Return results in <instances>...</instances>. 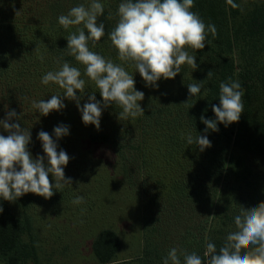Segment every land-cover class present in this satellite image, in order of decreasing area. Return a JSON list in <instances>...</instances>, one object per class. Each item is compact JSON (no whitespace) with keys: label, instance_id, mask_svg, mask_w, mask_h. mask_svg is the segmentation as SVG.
Returning a JSON list of instances; mask_svg holds the SVG:
<instances>
[{"label":"rangeland","instance_id":"374dc122","mask_svg":"<svg viewBox=\"0 0 264 264\" xmlns=\"http://www.w3.org/2000/svg\"><path fill=\"white\" fill-rule=\"evenodd\" d=\"M54 1L0 0V120L5 119L8 111L15 110L19 121L13 118L10 122H19L21 127L32 129L34 146L29 151L33 158L44 155L41 141L37 139L41 130L53 135L55 126H69V134L57 141V150L63 149L70 157L64 171L72 184L56 191L49 199L27 193L15 202L6 201L16 218L30 219L22 243L35 248L36 254L19 264H98L93 242L107 229L116 232L121 239L120 251L111 264H162L173 247L189 253L202 249L210 229L221 216L233 212L236 207L238 200L234 201V194L239 186H226L222 180L218 183L215 176L210 180L199 177L187 163L171 166L166 145L158 142L164 138H156L164 130L158 129L155 123L164 122L163 127L175 117L181 118L184 102L197 104L202 101L207 74L216 66L212 64L216 54L186 49L195 55L198 68L193 70L187 64L182 65V71L175 78H161L157 81L158 87H150L134 67L119 61L110 41L104 44L98 41L94 48L90 42L91 51L122 64L133 74L135 89L144 93V99L138 102L144 115L126 120L119 118L122 109L113 104L102 110L97 129L82 122L74 101L64 99L66 107L63 110L42 116L32 107V101H47L64 91L54 83H41V77L48 71L58 70L59 58H62L61 63L67 61L79 68L81 78L86 81L81 106L91 94L103 103L94 82L83 75L84 66L74 57H65L66 53L56 55L53 52L56 41L60 45L67 44L68 35L83 27L72 26L65 30L59 25L58 17L77 5L87 7L91 0H83L80 4L75 0H59L55 11V7L50 6ZM219 1L213 4L217 6ZM236 1L239 7L233 25L237 36L232 51L224 55L234 61L239 80L257 87L250 98V111L264 122V35L249 38L244 33L248 13L254 8L264 10V0ZM100 2L108 12L104 22L109 32L117 23L121 0ZM100 22H103L102 16L98 18ZM46 28H52L53 33ZM200 81L203 82L201 93L189 100L187 85ZM9 90L14 93L10 99ZM141 130L148 132L143 138H146L149 153L145 148L141 152L130 149V142L140 138ZM165 132L170 133L168 129ZM0 134L7 135L2 127ZM92 135H108L110 139L106 143H94ZM49 180L55 183L51 174ZM252 182L242 189L252 188L250 193L263 201L264 184ZM76 196H83L86 202L74 205L72 200ZM0 264L7 262L0 259Z\"/></svg>","mask_w":264,"mask_h":264},{"label":"clouds","instance_id":"9594fccd","mask_svg":"<svg viewBox=\"0 0 264 264\" xmlns=\"http://www.w3.org/2000/svg\"><path fill=\"white\" fill-rule=\"evenodd\" d=\"M226 3L233 9L239 7L234 0H226ZM193 7L194 0H121L119 3L116 13L118 20L107 33L108 39L117 50L119 61L134 67L146 86L158 87L157 81L161 78H175L182 71V65L187 64L193 70L198 68L195 55L189 54L186 49L203 50L206 43H211L207 41L208 34L215 38L217 29L212 23L206 25L199 13L191 10ZM104 10L100 0H91L87 7L77 5L58 17L59 25L65 30L72 26H83L66 38L68 54L84 66L83 75L94 82L103 103L96 99L95 94H91L81 106L86 81L81 78L79 68L67 61L61 63L62 58H59L58 70L48 71L41 77V83H54L64 91L63 94L52 95L47 101H32V107L42 116L63 110L66 107L64 99L74 101L82 122L97 129L100 127L102 110L113 104L122 109L119 118L126 120L144 115L138 103L144 99V93L135 89L133 74L122 64L114 63L89 48L90 42L94 48L105 36V24L98 23ZM40 59L43 61V56ZM211 76L212 71H209L207 79ZM187 88L190 100L201 93L203 82L190 83ZM245 94L246 90L239 81L231 78L222 81L219 85V105H212L215 119H206L201 115L200 121L206 125L204 134L193 136L188 133L187 145L195 144L201 152L211 147L207 133L209 130L219 131L218 124L227 127L239 121L244 111L242 98ZM13 118L19 121L15 110H10L5 119L0 120V127L7 133L6 136L0 134V198L15 202L23 195L33 193L49 199L56 191L70 186L72 179L66 178L64 171L70 157L63 149L57 150V141L69 134V126H55V139L41 130L37 139L41 141L44 155L33 158L28 148L31 143L30 130L21 127L19 122H10ZM49 174L54 184L50 182ZM85 202L83 196H76L72 200L74 205ZM2 212L3 207L0 206ZM234 225L235 230L228 232L218 250L212 242L206 244L203 256L173 247L163 258L162 264H264V201L251 208L241 207L234 217Z\"/></svg>","mask_w":264,"mask_h":264},{"label":"trees","instance_id":"16d2710c","mask_svg":"<svg viewBox=\"0 0 264 264\" xmlns=\"http://www.w3.org/2000/svg\"><path fill=\"white\" fill-rule=\"evenodd\" d=\"M75 1L77 4L83 2V0ZM215 1L194 0V7L191 9L199 13L206 25L212 23L217 29L215 38H213L211 33L207 36V41L211 43H206L203 50H196L200 54L209 51L210 54L215 53L217 57L216 59L212 58V64L216 66L212 70L211 78L206 81L207 84L204 86L205 95L200 103L184 102L180 119L175 117L172 122L165 123L163 127L161 125L164 122L155 123L158 129L164 130L161 135L157 134L156 138H164L163 140H158V142L161 146L166 145L167 155L171 156L168 158L171 166L187 163L194 168L199 177L210 180L212 176H215V181L218 183L222 180L226 186L230 184L233 187L239 186L234 194V201L238 200V202H236L233 212H226L224 216L219 218L204 239V247L202 249L191 251L196 252L200 256H203L208 242L214 243L217 250L222 246L228 232L235 230L234 217L239 214L241 207L247 209L258 206L262 202L261 197L250 193L252 188L247 191L242 189L243 185L251 183V181H253L252 184H264V168L262 169L264 164V122L255 117L252 110L250 111L249 104L250 98L254 94L253 92L257 90V87L248 86V83L239 80L240 76L236 73L234 61L228 60L226 56L232 51V46L237 36L233 22L236 20L238 7L233 9L226 3V0H220L215 6L213 4ZM234 3L237 4V1L234 0ZM59 4V0H55L50 6L53 9L55 7V11L58 9ZM107 16L108 12L104 10L102 23L105 24V36L100 40L102 44L110 41L107 35L110 31L108 32L107 22H104ZM244 22V33L247 37L253 38L264 35V10L254 8L248 13ZM52 28H56L54 24H52ZM52 28H46V30L53 33ZM53 52L56 55L66 53L65 57L73 58V56L68 54L65 42L60 45L56 41ZM198 76L201 78L202 74ZM140 78L142 79L141 76ZM229 78L239 81L246 90V94L242 98L244 111L238 122H234L227 127L224 124H218L219 131L209 130L207 137L211 141L212 146L201 152L199 146L195 144L187 145L186 136L188 133L193 136L204 134L206 125L200 121V117L203 115L206 119H215L212 105H219V85L222 81H228ZM12 91H8L9 99L14 95ZM165 129H168L170 133H166ZM29 130L31 131L32 129ZM147 133V130H141L139 134L141 141L140 138H137L135 142L132 140L130 149L135 148V151L141 152L142 148H145L149 153L150 148L145 142L146 138H143V136H147ZM182 135L185 137L184 139H182ZM109 139L110 136L108 135L91 136V141L94 143L100 141L106 143ZM138 139L140 142H138ZM134 143L137 144L134 145ZM32 146L34 144L30 143L28 148ZM119 147H122L121 144ZM233 180L234 184H232ZM0 206L3 207V212L0 213V259L5 260L7 264H19L21 261L32 258L36 254L35 248L22 243V235L23 232L27 231L30 219L25 218L26 220L24 221L16 218L9 205L2 198H0ZM120 248V237L110 229L101 231L93 242V251L98 264L115 262Z\"/></svg>","mask_w":264,"mask_h":264},{"label":"crops","instance_id":"0c3cea01","mask_svg":"<svg viewBox=\"0 0 264 264\" xmlns=\"http://www.w3.org/2000/svg\"><path fill=\"white\" fill-rule=\"evenodd\" d=\"M114 263V262H113Z\"/></svg>","mask_w":264,"mask_h":264}]
</instances>
